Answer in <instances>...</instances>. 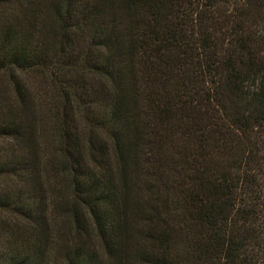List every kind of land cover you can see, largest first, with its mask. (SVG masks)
<instances>
[{
	"label": "trees",
	"instance_id": "16d2710c",
	"mask_svg": "<svg viewBox=\"0 0 264 264\" xmlns=\"http://www.w3.org/2000/svg\"><path fill=\"white\" fill-rule=\"evenodd\" d=\"M0 264H264V0H0Z\"/></svg>",
	"mask_w": 264,
	"mask_h": 264
}]
</instances>
